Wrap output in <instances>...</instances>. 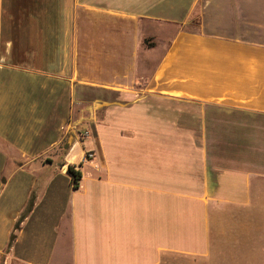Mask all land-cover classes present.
<instances>
[{
	"label": "crops",
	"instance_id": "1",
	"mask_svg": "<svg viewBox=\"0 0 264 264\" xmlns=\"http://www.w3.org/2000/svg\"><path fill=\"white\" fill-rule=\"evenodd\" d=\"M262 11L0 0V264H264ZM76 126L74 188L37 158Z\"/></svg>",
	"mask_w": 264,
	"mask_h": 264
},
{
	"label": "rangeland",
	"instance_id": "2",
	"mask_svg": "<svg viewBox=\"0 0 264 264\" xmlns=\"http://www.w3.org/2000/svg\"><path fill=\"white\" fill-rule=\"evenodd\" d=\"M262 8H263V11H262V14H261V21L263 22L264 24V0H262ZM261 35L259 37H261V40L264 41V28L261 29ZM80 100L83 99L82 102L78 103V104H73V108H72V113H71V118H69V120H67V124L70 123L71 127L73 128V124L72 122L75 120L76 116H77V111L78 109L81 110L84 114V116H86L87 120H89V112H91V115H92V107L95 103V101H99L100 99H108L107 96H104L103 93H100V92H95L93 90H86L83 94L80 93V96H79ZM12 124H15L17 122H20V120H9ZM65 125V127H66ZM79 128L76 126V129L71 131V129H69L68 133L65 132L64 134V137L62 138V140L60 141V144L58 146V148L56 149L57 153L56 155H48V157L46 156H43L41 158H37L38 161L42 162V163H45V160L46 159H49L51 161L53 160H56V159H59V162L60 164H64L65 165V162H64V159H65V156H66V152H67V149L65 150L64 146L66 144H73L71 141L76 139V141H80L81 140V133L78 131ZM57 154L59 157H57ZM61 156V157H60ZM9 165H21L23 164V160H20L19 157L17 156H11L9 157Z\"/></svg>",
	"mask_w": 264,
	"mask_h": 264
},
{
	"label": "built area",
	"instance_id": "3",
	"mask_svg": "<svg viewBox=\"0 0 264 264\" xmlns=\"http://www.w3.org/2000/svg\"><path fill=\"white\" fill-rule=\"evenodd\" d=\"M82 138L87 137V132L81 133ZM65 164L72 166L74 169L78 168L82 163L93 160V154L91 152L81 153L80 146L76 143L72 145L69 153L65 156Z\"/></svg>",
	"mask_w": 264,
	"mask_h": 264
},
{
	"label": "trees",
	"instance_id": "4",
	"mask_svg": "<svg viewBox=\"0 0 264 264\" xmlns=\"http://www.w3.org/2000/svg\"><path fill=\"white\" fill-rule=\"evenodd\" d=\"M65 173L70 178L72 186L74 188H76L77 182H78V180L80 179V176H81L80 172L78 170L74 169L72 166H67L66 170H65ZM32 205H33V200H30L28 205H27V207H26V209H25L24 215H26L27 213L30 212V210L32 208ZM23 216H22V218H23ZM14 239H15V236L11 235V237L9 238V246H11V244L14 242Z\"/></svg>",
	"mask_w": 264,
	"mask_h": 264
}]
</instances>
